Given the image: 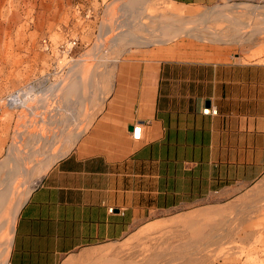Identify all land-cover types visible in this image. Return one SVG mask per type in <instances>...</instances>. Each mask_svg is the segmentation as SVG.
<instances>
[{
  "label": "crops",
  "instance_id": "1",
  "mask_svg": "<svg viewBox=\"0 0 264 264\" xmlns=\"http://www.w3.org/2000/svg\"><path fill=\"white\" fill-rule=\"evenodd\" d=\"M243 57L178 40L112 62L102 107L23 202L5 264H70L157 215L225 201L264 179V62Z\"/></svg>",
  "mask_w": 264,
  "mask_h": 264
},
{
  "label": "rangeland",
  "instance_id": "2",
  "mask_svg": "<svg viewBox=\"0 0 264 264\" xmlns=\"http://www.w3.org/2000/svg\"><path fill=\"white\" fill-rule=\"evenodd\" d=\"M122 1L0 0V161L9 158L10 148L18 146L23 156H27L34 147L37 155L25 157L24 161L25 166L32 168L34 161L43 158L51 146V151L59 155L70 149L72 143L66 145L65 134H61L65 125V129L75 132L87 128L104 102L109 80L104 75L111 70V63L130 50L146 46L133 44L125 50L111 48L112 36L128 28L127 25L119 27L120 23L128 21L121 9ZM173 5L165 0H148L141 18L134 19L133 29L138 35L150 38L159 34L165 23L175 26L182 19L180 22H184L186 32L156 44L180 40L190 47L221 45L242 54V61L264 62V2L225 0L205 7H178L189 12L187 14L173 13L171 8L177 7ZM218 5H226L228 15L237 19L200 20V15ZM244 5L253 8L240 7ZM191 13L195 16L189 15ZM235 20L242 22L243 40H230ZM106 25L110 31L100 38ZM214 32L223 39L214 38ZM99 41H103L102 50H96ZM76 71L84 80H90L87 94H92L91 87L97 91L94 90L96 98L88 97L84 108L81 107L82 117L87 115L80 117L78 125V121L44 122L43 119H49L52 114L54 118H66L68 103L63 97L64 88L71 81L70 76H77ZM95 77L97 79H93ZM91 82L94 85L91 86ZM99 95L104 97L99 98ZM26 101L27 107L23 106ZM52 128L60 132L55 134L53 142L29 139V131L45 133ZM10 161L0 170V188L12 182L13 186H18V195L23 192V177L17 173L10 179V168L15 165L14 160ZM41 175L36 172L26 187L32 188ZM10 198L4 206V216L10 214L13 196ZM5 228L0 232L2 253L8 252ZM7 254H2L0 259ZM70 264H264V179L225 201L211 200L157 215V221L135 229L127 239L82 249Z\"/></svg>",
  "mask_w": 264,
  "mask_h": 264
},
{
  "label": "bare ground",
  "instance_id": "3",
  "mask_svg": "<svg viewBox=\"0 0 264 264\" xmlns=\"http://www.w3.org/2000/svg\"><path fill=\"white\" fill-rule=\"evenodd\" d=\"M122 2H123V4H122L121 9L124 12L125 17L128 18V21L125 24L124 23H120L119 24V27H124V26L127 25L128 28L127 29H121L118 34H116L115 36H112V38H111V48L113 50H122V49L125 50L127 47H130L133 44L149 45V44H152V43L165 42V41H167L169 39L174 38L175 36L179 35L180 33L186 32V29L187 28L185 27L184 22H180V21H182V19H181L180 21H178L179 23H177L175 26H172L170 23H165L164 25H162L161 32L159 34H157L156 36H151L150 38L142 37V36L138 35L135 32V30L133 29L135 27V22H133V21H135L134 19L141 18L140 17V14H142L143 11L145 10V7H146V4H147L148 0H123ZM240 7H245V8H248V9H252L253 8L252 6H245V5L244 6H240ZM228 10H229V8L226 5H218V6L214 7V8H212L210 11L206 12L205 14L202 13L204 15H200V20H202L204 22V21H207L209 19H220V18H224V19H227V20H230L232 18L237 19L236 17H230L228 15V13H227ZM171 11L173 13H176V14L177 13H184V14L189 13V12H185L184 10H181V9H178V8H171ZM193 14L191 13L189 15H193ZM178 15H177V17H178ZM194 16H195V14H194ZM194 16H191V17H194ZM181 17H183V16H181ZM141 24H143V23H141ZM234 24H235L234 25L235 27L233 28V31L234 32H233L232 35L230 34V37H233V38H231L230 40H233V41L243 40L244 35H240V34L243 33V32L240 31L242 29L241 28L242 27V22L240 20H235L234 21ZM188 28H190V27H188ZM157 30H158V28H157ZM109 31H110V29L106 25L105 26V29L99 35L100 38H104V36ZM256 31H259V29L257 28ZM238 35H240V36H238ZM213 37L216 38V39H223V37H221L217 32L216 33L214 32ZM227 39H229V38H227ZM106 42H107V40H106ZM102 46H103V41H101L100 43L97 44L96 50L97 49L100 50L102 48ZM108 49H110V47ZM108 49H107V51H108ZM92 52H93V50H92ZM115 61L117 62V60H115ZM115 61H113V62H115ZM81 63H82V61L81 62H78L77 66H80ZM78 68H80V67H78ZM76 70H77V68H76ZM95 72H96V70H95ZM75 73H76L77 76L74 77L73 76L74 74L72 76H70L72 79L69 82V84H67L65 86V88H64V92H65L64 94H65V96H63V97H65V100L68 103V105L66 106L67 107V111H66L67 113H66V116H65L66 118H63L64 116L61 117V118H54L52 116L53 115L52 114L51 115L52 117L50 116L49 119L48 118H47V120L46 119H43L44 122L51 123V121H53L52 123H54V122L57 123L58 121H60V122H64V123H67V122H70L71 123V121L72 122L78 121V123H77V125H78L80 123V121H79L80 120V117H82V109H81V107L85 103V100L88 97L89 98H96V96L94 95V92L96 90L94 89L95 90L94 91V90L91 89L92 88L91 86L94 85V84L91 82V86H90L91 88H90V90H91L92 94L91 93H88L87 94V92H88L87 91V88H89L88 85L90 83V80H84V78H82L77 73V71ZM96 73H98V72H96ZM88 77H89V75H88ZM104 78H105V75H104ZM90 79H92V78H90ZM93 79H97V78L95 77ZM66 83H68V82H66ZM108 83H110V82H108ZM95 85H97V83ZM98 86H96V87H98ZM57 87H59V85ZM99 87H101V86H99ZM105 87H106V85H105ZM62 90H63V88H62ZM60 92L61 91H59V93ZM61 93H63V92H61ZM88 95H90V96H88ZM100 97L103 98L104 96H100L99 95V98ZM60 99H58V100L60 101ZM65 100H63V101H65ZM103 100H105V99H103ZM31 101H34V100H31ZM93 102H95V101L93 100ZM27 103H28V101H26V103H24L23 106H26L27 107ZM62 104H60V105H62ZM82 108H84V107H82ZM57 109H58V107H57ZM55 110L56 109H54V111ZM63 112H65V111H63ZM56 113L58 114L57 111H56ZM86 115H84L83 117H85ZM48 117H49V115H48ZM77 125H76V128H77ZM48 126H50V125L48 124ZM63 127L64 126H62V128ZM65 127H66V125H65ZM65 127H64V130L61 128L62 129L61 134H65L64 139H63V142H65L66 145H70L71 143L73 144L75 142V139H77V137L81 134V132L80 131H76L75 132L74 129L67 130V129H65ZM55 128H56V126H55ZM70 128H72V127H70ZM47 129H48V127H47ZM61 129H60V131H61ZM33 131H32V133L29 131V139L35 140V141L36 140H42L43 139L44 141L53 142V139L55 137V134H57V135L60 134V132H57V131L53 130V128H52V130L49 129V131H47L45 133H42L40 131H34V132ZM51 147L48 148L45 151V155L43 156V158H39V159H36L34 161V166L32 168L25 166L24 165V161H25V157L28 158L29 156H35V155H37V154H35L36 150H33L34 147L31 148V152H29L27 154V156L26 155L23 156V153L20 152L21 150L18 148V146H17V148H10L9 149V154H8L9 158L0 161V170H1L2 167H7L8 166L9 162H11L10 159L15 161V165L13 167H11L10 168V171H9V173H10V179L13 180L15 174L21 173V175L23 177L22 180H21V183L23 185L21 190H23V192L26 191L24 194L22 192L21 194H18L17 195L16 189H17L18 186H16V187L13 186V183L12 182H8L7 186H5L4 188H0V232L2 231V229L4 227H7V229L5 228L6 231H7V233H6L7 236L6 237L4 236V239H5L4 242H5L6 247H7L6 249L8 250L7 253H9V250H10V247H11V244H12L16 216H17V214H18V212H19V210H20L23 202L25 201V199L27 198L28 194L31 191V188H27L26 187V184L28 185V183L31 182V179L36 174V172H40V174L44 173L46 171V169L51 165V163L60 156L58 153L52 152L51 151L52 150ZM57 152H59V151H57ZM11 196H13V200L10 203V206H9V208H10V211L9 212H10V214L8 213L9 216H4L3 215L4 206L6 205V203L8 202V200L11 199L10 198ZM2 241L3 240H1V243H2ZM0 250H1V247H0ZM0 252H1V255L0 256H2V254H7V253H5V251H3L4 253H2V251H0ZM7 257H8V254H7ZM7 257L5 256L4 259H0V264H5L6 261H7Z\"/></svg>",
  "mask_w": 264,
  "mask_h": 264
},
{
  "label": "built area",
  "instance_id": "4",
  "mask_svg": "<svg viewBox=\"0 0 264 264\" xmlns=\"http://www.w3.org/2000/svg\"><path fill=\"white\" fill-rule=\"evenodd\" d=\"M204 112L205 113H210V112L217 113V110H215L213 108H207V109H204ZM141 132H142V126H141V124H138V125L134 126V129H133L131 135L134 139H139L141 137Z\"/></svg>",
  "mask_w": 264,
  "mask_h": 264
},
{
  "label": "water",
  "instance_id": "5",
  "mask_svg": "<svg viewBox=\"0 0 264 264\" xmlns=\"http://www.w3.org/2000/svg\"><path fill=\"white\" fill-rule=\"evenodd\" d=\"M131 128H133V126Z\"/></svg>",
  "mask_w": 264,
  "mask_h": 264
}]
</instances>
